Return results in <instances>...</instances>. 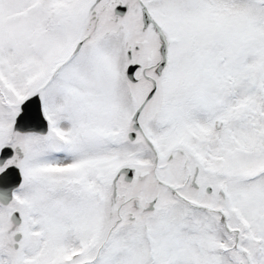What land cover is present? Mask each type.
I'll use <instances>...</instances> for the list:
<instances>
[{
	"label": "snow or ice",
	"instance_id": "snow-or-ice-1",
	"mask_svg": "<svg viewBox=\"0 0 264 264\" xmlns=\"http://www.w3.org/2000/svg\"><path fill=\"white\" fill-rule=\"evenodd\" d=\"M0 264H264V0H0Z\"/></svg>",
	"mask_w": 264,
	"mask_h": 264
}]
</instances>
